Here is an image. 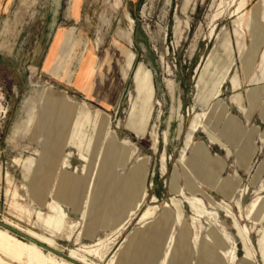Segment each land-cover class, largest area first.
<instances>
[{
    "label": "rangeland",
    "instance_id": "rangeland-1",
    "mask_svg": "<svg viewBox=\"0 0 264 264\" xmlns=\"http://www.w3.org/2000/svg\"><path fill=\"white\" fill-rule=\"evenodd\" d=\"M246 1L244 24L260 0ZM239 3L1 0L0 223L50 238L56 249L38 247L71 264L72 250L95 264H264V45L255 52L235 25ZM115 42L152 76L144 134L128 123L131 79L99 78ZM123 142L132 155L120 166ZM110 161L120 178L107 194ZM134 166L147 194L130 209L117 194L135 187ZM51 206L64 210L61 233L37 220ZM99 240L102 260L81 249Z\"/></svg>",
    "mask_w": 264,
    "mask_h": 264
},
{
    "label": "bare ground",
    "instance_id": "bare-ground-1",
    "mask_svg": "<svg viewBox=\"0 0 264 264\" xmlns=\"http://www.w3.org/2000/svg\"><path fill=\"white\" fill-rule=\"evenodd\" d=\"M246 3H247L246 0H240L237 9L234 12L235 16L237 17L234 23L237 27H241L245 33L246 31H248L249 34L253 37L254 39L253 42L255 43L253 46L256 47L255 50L256 52L257 49L260 48L259 45L262 46L264 45V0H260L253 7L250 14L248 15L249 22L247 24H244L245 23L244 18L247 17V14L244 13ZM125 15L127 21L130 23V26L132 27L131 25L133 23L132 18L129 16L128 13H126ZM128 41L130 44H132L130 37ZM111 47L113 50L106 53L105 58L101 62V65L99 67L100 71L103 72L101 73L99 78L101 80H105L108 77V73H109L112 79L118 78L117 79L118 83H124L129 78L131 79L135 88L136 98L133 101V110L128 119V123H130L131 126L134 127L136 134H144L149 124L151 114L153 111L152 104H153L155 92L153 88L151 73L145 68V66L142 63H136V56L131 50L121 47V45H119L116 42L113 43ZM260 56H261V67L264 70V48L262 49ZM114 85H115V81H111L108 85V88L113 90ZM254 92H256L255 89L250 90L248 92V100L249 103L251 104L253 102ZM130 102H132L131 99ZM199 119H200V115L197 114L196 121L198 122ZM198 128H199L198 125L195 124L192 128V132H196ZM122 144L124 146L121 147L117 160L120 166L124 165L132 155V152H129L128 148L126 147L125 145L126 143L123 142ZM187 145L188 142L186 146ZM81 158L83 160H86L85 156L83 155H81ZM14 194H13V200H15ZM146 194H147L146 189L143 188L140 194L137 207L144 200ZM187 201L191 207L196 209V202H198L197 199L191 198V199H187ZM256 203L257 200L250 205L247 214H250V212L256 206ZM13 206L18 211L22 210V207L18 203H14ZM155 209H156L155 207L148 208L142 214L141 220H144L147 217H149L151 212L154 211ZM63 212L60 208L51 206L50 214H48L46 217H43L39 212L36 213V216H37V220L40 221L46 229L50 230L52 234L61 233L62 231L67 229V222L65 220V214ZM1 222L2 225L7 226L8 228H13L14 230H17L18 232L24 234L29 239L30 243H27L23 240L14 237L9 233V231L6 228L3 227H2L3 229L0 228V255L2 256V257L0 256V264H13L4 260L3 257L8 258L14 262L24 263V264H71L62 259L59 260L53 255L46 256L43 253V250L40 247H38L39 244H41L50 249H56L57 245L50 238L39 235L31 230L23 229L19 225L11 222L6 218H3ZM71 229H73V226H70L69 230L71 231ZM102 244L103 241L99 240L98 243L91 245L89 247L83 246L81 247V249H83L86 253L92 254L93 256H96L98 259L102 260L103 255L100 252L101 251L100 247L102 246ZM69 252L70 253L68 255V258L70 260H73L79 264H95L94 262L88 261L83 255L78 254L77 251L72 250ZM231 260H234V257H232ZM110 263L115 264L113 260L110 261Z\"/></svg>",
    "mask_w": 264,
    "mask_h": 264
},
{
    "label": "crops",
    "instance_id": "crops-1",
    "mask_svg": "<svg viewBox=\"0 0 264 264\" xmlns=\"http://www.w3.org/2000/svg\"><path fill=\"white\" fill-rule=\"evenodd\" d=\"M1 1V0H0ZM69 147L67 144L64 145V148ZM116 161H110V172L113 173V176L111 177V180L108 183L106 192L107 194H109L112 191V188L114 187V185H116V181L118 180V178H120L119 176L116 177V175L114 174L113 168L116 166ZM114 165V166H113ZM128 180L133 182L136 181V183L134 184V188H124L120 191L119 194H117L119 197L123 196L125 198V201L129 202L128 206H130L129 208L131 209L135 204H138L139 198H140V194L143 188H145L144 184H145V176H146V167L145 170H143L142 172H139L136 170V166L133 167V170L131 172L128 173L127 175ZM140 179V180H139ZM137 182H140L139 184H137ZM137 186V187H136ZM103 220V219H102ZM105 221L102 222L103 225ZM107 225V224H106ZM91 234L93 236V232L91 231Z\"/></svg>",
    "mask_w": 264,
    "mask_h": 264
},
{
    "label": "water",
    "instance_id": "water-1",
    "mask_svg": "<svg viewBox=\"0 0 264 264\" xmlns=\"http://www.w3.org/2000/svg\"><path fill=\"white\" fill-rule=\"evenodd\" d=\"M0 226L3 227V228H6L7 230L10 229V228H8L7 226H4V225H2V224H0Z\"/></svg>",
    "mask_w": 264,
    "mask_h": 264
},
{
    "label": "trees",
    "instance_id": "trees-1",
    "mask_svg": "<svg viewBox=\"0 0 264 264\" xmlns=\"http://www.w3.org/2000/svg\"><path fill=\"white\" fill-rule=\"evenodd\" d=\"M21 240V239H20Z\"/></svg>",
    "mask_w": 264,
    "mask_h": 264
}]
</instances>
